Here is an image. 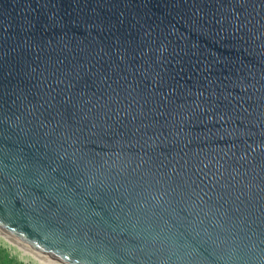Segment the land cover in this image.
I'll return each mask as SVG.
<instances>
[{"label": "water", "instance_id": "water-1", "mask_svg": "<svg viewBox=\"0 0 264 264\" xmlns=\"http://www.w3.org/2000/svg\"><path fill=\"white\" fill-rule=\"evenodd\" d=\"M0 233L264 264V0H0Z\"/></svg>", "mask_w": 264, "mask_h": 264}, {"label": "rangeland", "instance_id": "rangeland-1", "mask_svg": "<svg viewBox=\"0 0 264 264\" xmlns=\"http://www.w3.org/2000/svg\"><path fill=\"white\" fill-rule=\"evenodd\" d=\"M0 264H47L30 251L0 234Z\"/></svg>", "mask_w": 264, "mask_h": 264}, {"label": "bare ground", "instance_id": "bare-ground-1", "mask_svg": "<svg viewBox=\"0 0 264 264\" xmlns=\"http://www.w3.org/2000/svg\"><path fill=\"white\" fill-rule=\"evenodd\" d=\"M0 234H1V233H0ZM2 235H3V234H2ZM3 236H5V235H3ZM5 237H7V236H5ZM7 238L10 239L11 241H13L14 243H16L17 245L21 246L22 248L26 249L27 251H30V252H32L33 254L37 255V256L39 257V259H41V261L43 260V261H44L45 263H47V264H58V263H56V262H54V261H52V260L47 259V258H46L45 256H43L42 254H39V253H37V252L31 250L30 248H28V247H26V246L20 244L19 242L15 241V240H13V239H11V238H9V237H7Z\"/></svg>", "mask_w": 264, "mask_h": 264}]
</instances>
